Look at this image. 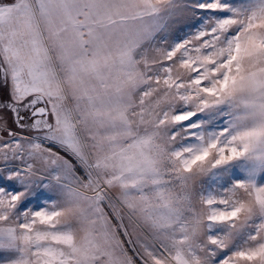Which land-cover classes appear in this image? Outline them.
Here are the masks:
<instances>
[{"label": "snow or ice", "instance_id": "6c2138e0", "mask_svg": "<svg viewBox=\"0 0 264 264\" xmlns=\"http://www.w3.org/2000/svg\"><path fill=\"white\" fill-rule=\"evenodd\" d=\"M0 264H264V0H0Z\"/></svg>", "mask_w": 264, "mask_h": 264}]
</instances>
